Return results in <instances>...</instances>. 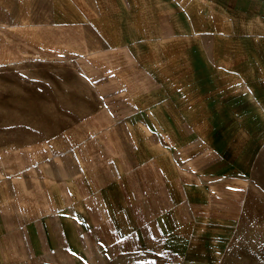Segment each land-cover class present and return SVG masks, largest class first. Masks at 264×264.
<instances>
[{"label": "crops", "instance_id": "obj_1", "mask_svg": "<svg viewBox=\"0 0 264 264\" xmlns=\"http://www.w3.org/2000/svg\"><path fill=\"white\" fill-rule=\"evenodd\" d=\"M20 5L22 24L14 30L39 48L74 49L52 27L27 24L25 0ZM200 6V0L81 4L85 16L93 13L102 43L114 54H126L133 69L115 76L119 85L113 96L119 106L87 112L95 115L87 124L90 134L82 124L72 125L66 131L78 128L80 138L65 136L63 148L49 156L33 152L14 188L16 201L2 183L0 264H82L92 251L110 257L122 249L150 248L194 264L209 258L200 244L211 238L214 243L225 226L215 201L233 180L244 177L250 150L247 134L239 145L225 138L232 97H220L215 61L193 57L192 50L189 54L193 43L188 40L198 35L197 25L213 28L214 57L226 62L221 65H230L241 43L224 51L228 23L218 18L213 23L207 16L194 20ZM0 15L3 21L2 8ZM257 26L264 30L263 22L248 23L246 29ZM79 42L76 49H81ZM184 50L183 57L178 55ZM18 55L0 45L1 61ZM259 74L245 81L247 88L264 84V67ZM259 130L253 134L259 137Z\"/></svg>", "mask_w": 264, "mask_h": 264}, {"label": "rangeland", "instance_id": "obj_2", "mask_svg": "<svg viewBox=\"0 0 264 264\" xmlns=\"http://www.w3.org/2000/svg\"><path fill=\"white\" fill-rule=\"evenodd\" d=\"M94 1L79 0L77 5L75 0H25L27 24L50 26L54 35L60 34L74 47L53 51L34 46L14 30L22 24L20 0H0V45L19 52L16 58L0 60V193L3 183L9 199L16 201L14 188L18 189L19 176H23L21 168L31 161L34 151L43 157L52 155L63 148L65 136L71 134L74 141L80 138L78 128L66 131L72 125L82 124L85 134L92 132L87 124L95 115L87 112L120 105L113 96L119 85L114 83L115 76L133 68L128 67L126 54H114V49L102 43L93 13L88 17L81 11V4L92 7ZM200 5L193 19L207 16L213 23L217 18L228 23L221 48L231 51L232 45L241 43V50L230 65H221L226 62L214 57L218 46L215 30L197 25L198 35L191 37L192 42L188 40V45L193 43L189 54L192 50L193 57L215 61L217 92L220 97H232L225 138L239 145L245 143L242 136L247 134L250 150L244 177L234 173L238 179L232 181L223 198L215 201V212L224 214V231L214 243L213 238L201 242L202 250L209 253L201 264H264V84L253 83L247 88L245 82L259 77V69L264 67V30L259 26L254 31L246 29L248 23H264V0H200ZM78 42L81 49L74 46ZM179 53L183 57L185 50ZM225 80L232 82L225 84ZM255 128L261 131L259 137L253 134ZM3 232L6 236L7 226ZM106 255L92 251L82 264H194L193 260L153 248L135 253L122 249L117 255Z\"/></svg>", "mask_w": 264, "mask_h": 264}]
</instances>
